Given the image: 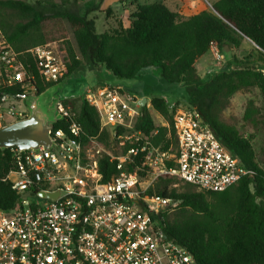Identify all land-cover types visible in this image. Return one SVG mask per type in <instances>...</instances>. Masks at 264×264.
Wrapping results in <instances>:
<instances>
[{"label": "trees", "instance_id": "16d2710c", "mask_svg": "<svg viewBox=\"0 0 264 264\" xmlns=\"http://www.w3.org/2000/svg\"><path fill=\"white\" fill-rule=\"evenodd\" d=\"M79 1L0 0V30L10 47L21 53L23 65L35 75L36 94L55 83L40 76L27 50L57 41L66 44L58 47L68 77L81 71L108 69L118 80H132L145 69H158L163 81L185 86L190 107L202 114L222 146L253 174L224 192H206L186 182L180 191L173 186L176 177L159 178L148 195L179 203L171 216L164 213L165 230L192 253L198 264H264V168L257 162L253 139L220 119L229 101L241 91L257 88L264 100V0H219L212 5L215 12L205 10L190 17L162 2L140 4L130 0L136 5L129 16L130 26L124 28L118 21L103 34L97 33L95 19L89 18L103 0H97L85 13L72 9ZM104 13L109 15L111 10ZM70 35L73 43L69 42ZM245 43L257 53L255 61L224 65L210 80H202L197 65L212 45L239 50ZM64 103L75 110L73 120L82 127L84 142L110 138L111 129L101 131L97 109L84 98L78 110L72 100ZM151 107L168 127L157 126L146 105L141 108L136 129L162 151H176L178 141L170 106L162 98H153ZM257 114L250 103L244 120L254 121ZM69 121L61 120L55 128L67 130ZM141 162L137 158L135 164H127L126 171H136ZM116 164L107 155L99 160L104 181L119 174ZM12 167L10 150H0V207L4 211L13 209L18 200L10 184L2 181Z\"/></svg>", "mask_w": 264, "mask_h": 264}, {"label": "built area", "instance_id": "2783aa9c", "mask_svg": "<svg viewBox=\"0 0 264 264\" xmlns=\"http://www.w3.org/2000/svg\"><path fill=\"white\" fill-rule=\"evenodd\" d=\"M27 53L45 81L57 85L69 78L56 43ZM20 55L0 30V129L28 117L25 100L37 95L36 77ZM83 98L97 109L101 131L111 129L127 148L119 157L107 155L119 174L103 180L98 139L84 142L76 112L60 101L57 111L70 123L49 132L51 148L7 149L13 167L2 181L18 200L0 212V264H198L165 230L164 213L177 205L148 191L159 178L173 176L206 192H224L253 172L222 146L196 108L170 106L178 141L170 155L136 129L141 99L134 102L121 87L107 85L89 87ZM139 157L141 166L126 171Z\"/></svg>", "mask_w": 264, "mask_h": 264}, {"label": "rangeland", "instance_id": "374dc122", "mask_svg": "<svg viewBox=\"0 0 264 264\" xmlns=\"http://www.w3.org/2000/svg\"><path fill=\"white\" fill-rule=\"evenodd\" d=\"M32 2L33 0H28ZM141 4L161 1L165 3L168 8L172 11H178L179 1L175 0H139ZM187 4L190 8V11H185V14L192 15L197 12H202L205 10H212V5L218 2L219 0H186ZM96 0H81L77 4H75L72 9L76 12L85 13L88 9L94 8L96 5ZM130 11L134 12L131 8ZM186 10V8L184 9ZM113 14L114 12L111 11ZM119 14H124V10L118 11ZM184 12V11H183ZM111 14L100 13L99 11H94L90 13L89 18H93L96 21V31L98 34H103L108 32L113 27H116V23L118 22V17L114 14L112 17ZM131 14V13H130ZM183 14V13H182ZM129 14H127L125 24L128 25ZM69 42L73 43L72 35L69 36ZM59 45L60 47H65L66 44L62 41L53 42ZM218 51L214 53L211 52L212 60H215V63H218V59L216 58V54ZM250 58L247 60L255 61L257 59V53L252 49L250 52ZM220 55V53H219ZM240 62H244L241 60ZM212 63V62H211ZM215 63L212 65L214 66ZM208 66L205 70H202L201 77L204 82L211 79L210 74H214L215 66ZM63 83V82H62ZM60 83L59 86L48 88L49 92H47L48 99L51 101L53 96L55 98H64L69 97L72 100V103L75 106V109L78 110L81 105V99L85 93V89L90 87L92 84H102L110 87H118L121 88L135 89L137 92L143 91L147 96V108L152 112V117L157 126L166 125V120L157 112L153 111L151 107V100L153 98H162L166 101L168 106L177 105L181 108H190V102L187 90L185 86L181 84H172L167 83L162 80L160 77V72L158 69H145L141 76L132 80H118L115 77H111L108 74L101 71H88L86 74H79L75 77L73 75L71 79H69L68 84ZM138 94V95H139ZM82 96L78 98V96ZM73 96H77L76 98H72ZM250 103H253L254 107L257 109L258 114L254 121H245L244 115L247 107ZM26 106V104H25ZM71 107V106H70ZM72 108V107H71ZM75 112V110L72 108ZM29 115V111H28ZM221 121L227 124L233 125L238 128L240 133L247 137L253 139V147L256 153V159L258 164L264 168V100L262 98L261 92L257 88H252L248 90L241 91L233 96V98L229 101L228 106L221 114ZM97 145L99 146L103 155H111L114 157H119L125 152V148L121 147L116 139L111 135L108 140H97ZM175 149L171 148L169 151L170 155L175 154ZM140 171V170H139ZM145 174L143 171H141ZM158 181V180H157ZM156 181V182H157ZM156 184V183H155ZM155 186V185H154ZM153 186V187H154ZM174 187H177L180 191H182L186 184L179 180L175 179ZM198 190V189H197ZM174 202V201H173ZM177 206L178 202H174ZM177 206L166 212L171 216L177 209Z\"/></svg>", "mask_w": 264, "mask_h": 264}, {"label": "water", "instance_id": "95a60500", "mask_svg": "<svg viewBox=\"0 0 264 264\" xmlns=\"http://www.w3.org/2000/svg\"><path fill=\"white\" fill-rule=\"evenodd\" d=\"M212 11L215 10L212 7ZM104 73L114 77L112 72L108 69L102 70ZM59 86V84L52 87ZM89 87L85 89V93ZM47 89L45 92L37 95L27 97L25 100L26 107L29 111L28 117L25 119L15 121L0 129V150L5 151L12 147L18 148L19 151H38L41 147L51 148L53 140L50 136V131L55 128V125L63 120V116L57 111V104L60 101L71 100L69 97L55 98L53 96L50 101L47 96ZM84 93V94H85ZM73 96L72 98H76ZM82 96H78L81 98ZM139 98L133 97V101L137 102ZM147 103L146 98L141 99V107H145ZM40 196H44L43 193ZM55 198L56 195H51ZM0 212L4 210L0 207Z\"/></svg>", "mask_w": 264, "mask_h": 264}, {"label": "crops", "instance_id": "0c3cea01", "mask_svg": "<svg viewBox=\"0 0 264 264\" xmlns=\"http://www.w3.org/2000/svg\"><path fill=\"white\" fill-rule=\"evenodd\" d=\"M149 1H151V0H149ZM165 1H168V0H165ZM175 1H177V2L179 1V3H178L179 6H178V11H174V12H178L179 14H181L182 16H185V17H190V16H193V15H196L199 13V12H197V13L192 14V15L185 14V11H187V10L190 11V8L187 4V1L186 0H175ZM155 2H161V1H155ZM138 3H140L139 0H138ZM149 3H154V2H149ZM144 4H148V3H144ZM131 7L135 12L136 11V5H133L132 1H130V0H103L98 11L100 13H102V12L104 13V11H106V10H111L113 12L115 11L114 14L117 13L115 16L118 17V21H121L123 23L124 28H128L130 26L129 20L127 22L128 25H126L124 22L126 20L127 14H129V16H130L132 13H134V12L130 11L131 9H129ZM185 8H186V10H184ZM120 10H124L125 11L124 14H119L118 11H120ZM114 14L112 13V17L114 16ZM251 50H252V48L247 43H245L243 45V47L239 50L232 49L229 46H223L222 48H219L216 45H212L209 52L204 56V58H202L198 62L197 67L199 70L200 77H201L202 70H205L207 68V65L210 66L213 63H215V60H212L213 58L211 56V52L218 51L220 53V56H221L218 63H215V65H214L216 67L214 74H216L224 65H228V64L232 63L235 66L236 61H241V60H243L244 62L247 61V59L250 58ZM214 74H210V75L213 76ZM97 85H102V84H92L90 87L97 86ZM118 87H122V86H118ZM124 89H125L124 91L129 93L132 97L137 96L139 99H142V98L147 99V96H146V94H144L143 91H140V94H139V92H137L135 89H129V88H124ZM147 103H148V101H147ZM147 103H146V105H147Z\"/></svg>", "mask_w": 264, "mask_h": 264}, {"label": "flooded vegetation", "instance_id": "af4514ba", "mask_svg": "<svg viewBox=\"0 0 264 264\" xmlns=\"http://www.w3.org/2000/svg\"><path fill=\"white\" fill-rule=\"evenodd\" d=\"M80 73H81V74H83V73H84V74H86V73H88V72L81 71V72H79L78 74H76V75H75V77H76V76H78ZM71 77H72V76H71ZM71 77H69L68 79H66L65 81H63V83H62V84H65V85H66V84H68V82H69V79H71Z\"/></svg>", "mask_w": 264, "mask_h": 264}]
</instances>
